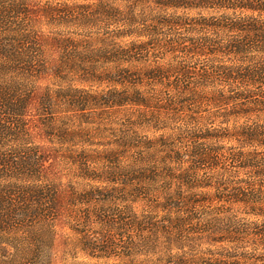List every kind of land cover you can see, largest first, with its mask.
I'll return each instance as SVG.
<instances>
[{
  "label": "trees",
  "instance_id": "16d2710c",
  "mask_svg": "<svg viewBox=\"0 0 264 264\" xmlns=\"http://www.w3.org/2000/svg\"><path fill=\"white\" fill-rule=\"evenodd\" d=\"M77 254L264 264V0H0V264Z\"/></svg>",
  "mask_w": 264,
  "mask_h": 264
},
{
  "label": "rangeland",
  "instance_id": "374dc122",
  "mask_svg": "<svg viewBox=\"0 0 264 264\" xmlns=\"http://www.w3.org/2000/svg\"><path fill=\"white\" fill-rule=\"evenodd\" d=\"M81 259H83V260H85L84 258H82L81 257V255L80 254H77V256L73 259V258H70L69 260H68V263L67 264H69V261H80ZM94 262V260H89V263L88 264H92ZM71 264V263H70Z\"/></svg>",
  "mask_w": 264,
  "mask_h": 264
},
{
  "label": "clouds",
  "instance_id": "9594fccd",
  "mask_svg": "<svg viewBox=\"0 0 264 264\" xmlns=\"http://www.w3.org/2000/svg\"><path fill=\"white\" fill-rule=\"evenodd\" d=\"M5 247H7V245H5ZM69 247L72 249V251H75V249H74V248H72V245H71V244L69 245ZM8 251H9V253H11V252H12V249H11V248H9V249H8Z\"/></svg>",
  "mask_w": 264,
  "mask_h": 264
}]
</instances>
